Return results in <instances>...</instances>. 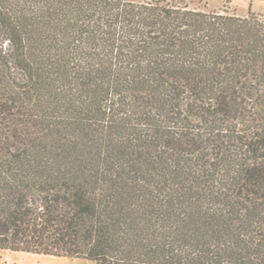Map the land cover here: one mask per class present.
Returning <instances> with one entry per match:
<instances>
[{"label":"trees","instance_id":"trees-1","mask_svg":"<svg viewBox=\"0 0 264 264\" xmlns=\"http://www.w3.org/2000/svg\"><path fill=\"white\" fill-rule=\"evenodd\" d=\"M0 250L264 264V11L0 0Z\"/></svg>","mask_w":264,"mask_h":264},{"label":"rangeland","instance_id":"rangeland-1","mask_svg":"<svg viewBox=\"0 0 264 264\" xmlns=\"http://www.w3.org/2000/svg\"><path fill=\"white\" fill-rule=\"evenodd\" d=\"M129 3H148L153 0H124ZM166 3L186 6L192 11L216 13L219 15L246 17L248 11L262 13L264 0H165ZM0 264H92L86 259H67L39 256L34 254L12 253L0 250Z\"/></svg>","mask_w":264,"mask_h":264}]
</instances>
